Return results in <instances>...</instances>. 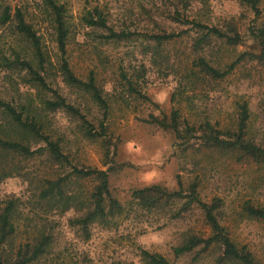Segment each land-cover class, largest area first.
<instances>
[{"label":"rangeland","instance_id":"obj_1","mask_svg":"<svg viewBox=\"0 0 264 264\" xmlns=\"http://www.w3.org/2000/svg\"><path fill=\"white\" fill-rule=\"evenodd\" d=\"M189 1L190 20L195 18L219 28L233 26L242 42L236 46L220 42L195 49L198 35L190 31L191 26L169 19L182 0H60L67 5L69 15L67 57L71 67L84 80L95 73L110 114L105 122L107 135L102 138L87 137L83 123L62 110L44 113L46 133L62 141L72 166L108 171L111 194L121 204L122 213L107 224H91L85 231L72 222L85 212H63L46 203L39 205L36 184L24 178L0 180V210L9 200L18 202V243L32 241L41 231L52 236L49 253L37 264H147L143 251L160 254L170 264H221L222 251L218 248L200 247L182 256L174 252L192 233L210 234L201 211L194 209L179 217L182 202L147 211L140 209L133 198L135 190L159 185L175 191L180 182L184 189L198 182L204 202L221 199L220 223L237 244L252 252L256 264H264V222L250 217L245 209L247 204L264 208V164L198 140L178 139L171 130L150 123L154 117L170 120L173 111H180L181 123L199 126L211 122L233 132L240 104L248 103L246 138L264 148V62L256 56L262 51L260 41L264 42V0L258 15L239 0ZM7 5L24 10L28 22L42 37L54 65L47 79L52 90L80 109L99 130L103 112L83 90L68 87L60 79L56 32L41 0H0V6ZM96 10L108 20L109 27L117 32H133L134 37L122 42L104 40L107 30L85 23V17L89 13L96 16ZM180 10L183 14V5ZM185 30L190 33L164 44L160 50L145 37ZM13 38L10 28L0 29V59L11 57L15 44H19V51L25 46ZM200 57L222 70L239 58L241 61L223 80L199 75L191 84L187 74L190 70L198 72L194 63ZM23 82L16 72H6L0 66L3 99L38 109L42 108L43 98L56 99L53 92ZM131 85L138 93L131 90ZM29 143L33 150L44 146L34 140ZM11 166L32 179L62 176L71 170L58 167L45 156L30 160L13 157L7 168ZM93 187L94 182L84 180L70 190L86 197Z\"/></svg>","mask_w":264,"mask_h":264},{"label":"trees","instance_id":"obj_2","mask_svg":"<svg viewBox=\"0 0 264 264\" xmlns=\"http://www.w3.org/2000/svg\"><path fill=\"white\" fill-rule=\"evenodd\" d=\"M242 4L249 6L257 15L260 13L259 4L261 0H239ZM44 12L56 32V43L60 52L59 76L61 81L68 87L83 90L94 104L103 112V121L96 130L88 120L87 116L75 106L69 104L57 91L52 90L47 82L49 75L53 73V63L44 48L42 37L38 34L35 26L29 23L27 15L21 8H13L10 5L0 6V29L10 28L12 35L20 44H25L20 51L17 50L19 44H15L11 57L6 55L0 59V66L6 72H16L23 79V83L31 87L39 88L43 91H51L56 95L55 100L43 98L42 108H34L30 105L16 104V101H7L0 95V180L9 177H21L36 184L37 202L48 204L63 212L74 209L78 213L85 212L84 215L74 218L73 224L83 227L85 231L94 223L107 224L111 218H116L122 213L121 204L112 197L110 190L108 171L99 169H80L72 166L69 157L64 153L61 140H53L46 133V123L44 113H55L64 111L71 117L79 119L86 130L89 138H102L107 135L105 122L110 114V105L103 95V89L98 85L96 75L91 72L84 80L78 77L73 71L68 55V40L70 36V24L68 20V9L65 3L60 0H41ZM183 5V14L180 10ZM191 2L182 0L177 4L176 10L169 14L172 22L182 25H190L191 30L198 35L194 44L195 49L203 50L214 43H225L230 46L239 45L242 38L238 30L233 26L216 27L204 24L197 19H191L187 14ZM96 16L89 13L85 17V23L89 27L107 30L108 34L102 38L106 41L122 42L134 37L130 31L117 32L108 25V20L98 10ZM189 30L181 32H164L163 34L146 35L145 37L153 41L157 50L169 42L175 41L190 33ZM254 34V33H253ZM260 40L257 35L254 36ZM15 38H13L15 41ZM262 51L256 55L264 62V42L260 41ZM243 57V56H242ZM239 58L233 64L227 66L225 70L214 66L208 59L200 57L194 63L198 72L190 70L187 80L191 84L199 75L211 78L215 81L223 80L232 73ZM131 90L138 93L131 85ZM240 114L235 131L221 130L211 122H205L199 126L186 121L180 122V111H173L171 119L152 118L150 123L156 124L164 130H171L178 139L201 141L202 144L222 151L239 153L248 161L264 164V148L257 145L252 140L246 138L250 110L248 103L240 104ZM184 126L182 129L181 127ZM30 140L36 144L44 143L43 147L33 150L30 147ZM48 158L58 167H70L67 174L56 177H42L32 179L30 174L23 173V170H16L14 166L7 168L13 157L23 159H34L35 157ZM89 180L94 182L93 189L86 197L82 193L76 194L70 187L80 185L81 181ZM199 183L190 184L184 189L182 182L178 190L169 191L159 185L147 186L135 190L133 198L138 207L143 210L153 211L168 206H174L182 202L178 216L198 209L201 211L206 226L210 229V234L192 233L184 242L174 249L177 256H182L202 247L203 250L218 248L222 251L219 257L221 264H256L255 258L246 246H240L229 235L219 220V211L223 205L221 199H214L211 203L204 202L198 192ZM80 194V195H79ZM17 200H9L5 208L0 210V264H37L48 253L52 244V236H48L41 231L30 242L18 243L17 240ZM249 216L264 222V208L247 204L245 207ZM143 259L147 264H170L169 261L160 254H152L148 251L142 252Z\"/></svg>","mask_w":264,"mask_h":264}]
</instances>
